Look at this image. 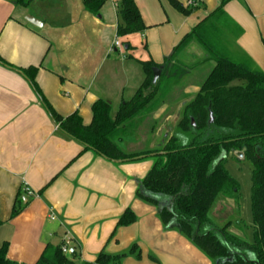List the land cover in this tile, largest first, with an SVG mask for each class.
<instances>
[{"label":"crops","instance_id":"crops-1","mask_svg":"<svg viewBox=\"0 0 264 264\" xmlns=\"http://www.w3.org/2000/svg\"><path fill=\"white\" fill-rule=\"evenodd\" d=\"M23 1L0 0V57L11 65L0 63V246L7 242L8 257L28 264L48 244H62L85 262L104 252L126 253L118 264H214L192 239L166 226L155 203L140 197L139 182L154 160L112 161L85 149L60 128L21 69L36 68L35 81L60 116L77 112L89 125L98 100L117 101L119 108L131 99L146 77L140 62L162 66L223 0H196L190 14L171 0H135L147 28L126 36L118 35L120 0H107L98 14L85 0H40L33 7V0ZM177 1L187 7L191 0ZM224 10L222 52L264 72V0H226ZM28 15L41 25L28 22ZM204 53L191 41L178 60L190 65ZM199 89L190 85L185 93ZM193 97L162 120L171 104L165 101L153 114L161 121L156 131L143 136L136 130L117 140L120 147H161ZM18 192L24 209L12 217ZM127 209L135 222L118 226Z\"/></svg>","mask_w":264,"mask_h":264},{"label":"trees","instance_id":"trees-1","mask_svg":"<svg viewBox=\"0 0 264 264\" xmlns=\"http://www.w3.org/2000/svg\"><path fill=\"white\" fill-rule=\"evenodd\" d=\"M106 1L85 0V6L91 13L98 14ZM171 2L185 14L199 5L196 0L187 7L177 0ZM225 3L223 0L200 21L164 59L162 66L153 60L141 61L146 77L133 97L123 100L114 115L111 103L98 100L89 125L83 123L77 112L62 117L53 109L35 81L36 68L21 71L30 79L60 128L85 149L112 161L154 160L148 174L139 182V195L159 207L166 226L171 224L192 239L214 264H264V72L236 62L222 52L225 24L229 20ZM118 16L119 36L143 32L147 28L135 0H120ZM191 41L197 42L214 61V65L202 74L198 93L185 104L177 126L161 147L125 151L118 139L136 130L143 136L154 133L157 122L153 114L170 97L159 96L161 85L163 81L179 78L182 65L178 55ZM0 63L11 66L1 57ZM160 66L161 75L153 83L152 69ZM172 68L175 75H168ZM236 80L241 83L235 84ZM210 113L214 117L212 122ZM231 150L243 152L253 164L252 242L227 231L226 226L220 229L210 214L217 198L230 194L237 186L222 157L223 152ZM23 209V198L18 192L12 217ZM135 220L134 212L127 209L118 226L130 225ZM2 223L0 220V225ZM8 248L7 242L0 246V264H28L10 259ZM232 251L234 257L227 261ZM69 254L63 252L62 244H48L32 264H118L127 255L102 252L95 262H85L79 260L76 251Z\"/></svg>","mask_w":264,"mask_h":264},{"label":"rangeland","instance_id":"rangeland-1","mask_svg":"<svg viewBox=\"0 0 264 264\" xmlns=\"http://www.w3.org/2000/svg\"><path fill=\"white\" fill-rule=\"evenodd\" d=\"M37 2L38 4L41 3L40 0H33L31 7ZM50 2L56 4L58 0H50ZM31 9L32 13L36 14V11L33 10V8ZM194 61L195 62L190 65L180 62L179 64L182 65V73L179 78H171L170 80L163 81L160 91L161 94L159 96H170L167 101L171 104L162 120L166 119L169 115L172 116L176 108L180 106L184 100L196 95L195 93H185L186 88L190 85L199 86L203 81V77H201L202 74L214 65V61L211 60L206 52L202 56H198ZM175 73L176 72L172 68L168 75H175ZM234 83L239 84L241 81L236 80ZM117 108L118 102L115 101L112 103V115L115 114ZM160 122L161 121L157 123L158 125H156L155 131ZM240 154L241 152L233 150L229 153L223 152L222 157L225 160V167L230 175L237 181V186L230 194L220 195L217 198L212 206L210 214L220 229L226 226L227 231L238 235L246 241L252 242L254 232L251 204V176L253 164L248 157H241Z\"/></svg>","mask_w":264,"mask_h":264},{"label":"water","instance_id":"water-1","mask_svg":"<svg viewBox=\"0 0 264 264\" xmlns=\"http://www.w3.org/2000/svg\"><path fill=\"white\" fill-rule=\"evenodd\" d=\"M26 20L34 25L40 26L42 22H40L37 18H35L32 15H28ZM127 48V46H126ZM153 83H156L161 75L162 72V67H153ZM214 120L213 114L210 113V122ZM240 156H244L243 152H241ZM234 257V251L230 253L229 258H227V261H231Z\"/></svg>","mask_w":264,"mask_h":264},{"label":"built area","instance_id":"built-area-1","mask_svg":"<svg viewBox=\"0 0 264 264\" xmlns=\"http://www.w3.org/2000/svg\"><path fill=\"white\" fill-rule=\"evenodd\" d=\"M192 2H193V0L190 1V4H191ZM114 45H116V46H121L122 44H121L118 40H116V41L114 42ZM27 192H28L29 194L32 193L30 189H27ZM50 217H51L52 220L55 219V217H54L53 214H51ZM63 252L66 253V254L69 253V249H68V247L63 246Z\"/></svg>","mask_w":264,"mask_h":264}]
</instances>
